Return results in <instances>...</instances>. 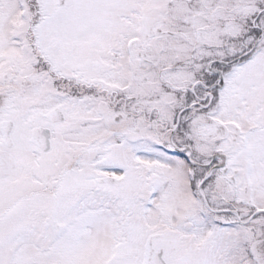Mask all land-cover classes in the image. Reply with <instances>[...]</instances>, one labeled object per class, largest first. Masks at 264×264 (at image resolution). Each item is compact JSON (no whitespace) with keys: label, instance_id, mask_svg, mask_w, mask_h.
I'll return each mask as SVG.
<instances>
[{"label":"snow or ice","instance_id":"1","mask_svg":"<svg viewBox=\"0 0 264 264\" xmlns=\"http://www.w3.org/2000/svg\"><path fill=\"white\" fill-rule=\"evenodd\" d=\"M0 264H264V0H0Z\"/></svg>","mask_w":264,"mask_h":264}]
</instances>
